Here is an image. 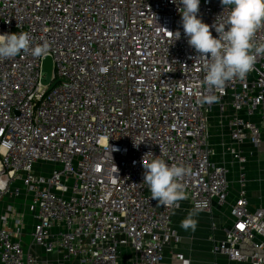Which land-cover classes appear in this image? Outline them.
<instances>
[{"label": "built area", "instance_id": "2783aa9c", "mask_svg": "<svg viewBox=\"0 0 264 264\" xmlns=\"http://www.w3.org/2000/svg\"><path fill=\"white\" fill-rule=\"evenodd\" d=\"M178 4L0 0V34L48 42L52 82L64 79L42 83L46 56L0 59V264H120L124 249L131 264H162L181 240L178 208L151 200L147 153L190 169L180 207L227 211L224 238L210 237L214 254L264 264V202L251 201L246 173L264 143V57L245 80L209 92ZM229 10L200 0L198 18L213 25ZM255 39L264 42V28ZM207 94L218 101L202 103ZM213 114L229 137L223 155L239 167L233 200L230 168L211 147Z\"/></svg>", "mask_w": 264, "mask_h": 264}, {"label": "clouds", "instance_id": "9594fccd", "mask_svg": "<svg viewBox=\"0 0 264 264\" xmlns=\"http://www.w3.org/2000/svg\"><path fill=\"white\" fill-rule=\"evenodd\" d=\"M172 2L177 3V0ZM221 4L223 12L229 6L230 10L227 17L218 16L213 25L198 18L200 0H179L178 4L187 43L198 57L206 60L204 84L209 92L224 89L228 82L245 80L254 70L258 57H264V42L257 43L255 39L256 33L264 28V0H221ZM213 28L217 36H213ZM171 33L175 40L180 39V31ZM49 51L48 42L33 46L32 37L27 32L0 34V59L14 58L21 53L41 57L48 55ZM218 99L207 94L201 102L211 105ZM149 155L153 158L145 163V157ZM145 157L143 184L147 185L151 200H156L160 207L179 208L180 202L189 198L181 181L190 175V169L182 164L169 165L152 153ZM196 215L197 209L190 210L181 221V227L195 230Z\"/></svg>", "mask_w": 264, "mask_h": 264}, {"label": "crops", "instance_id": "0c3cea01", "mask_svg": "<svg viewBox=\"0 0 264 264\" xmlns=\"http://www.w3.org/2000/svg\"><path fill=\"white\" fill-rule=\"evenodd\" d=\"M214 122L216 126V114H213L211 117V126L214 124ZM262 146L263 147H261L259 153L261 152V157L263 160L262 155L264 154V143ZM256 158L258 159L257 153L255 156L250 157L249 161L246 163V173L248 176L247 191L251 201L255 205L261 201L264 202V183L260 184V186L263 187L262 190L261 187L258 186L262 176L264 162L261 161L262 164H252ZM227 166L230 168V199L233 200L239 188V167L238 164L235 163L227 164ZM251 190L256 193L254 194ZM190 210H193L190 205L184 204L174 211L173 225L180 233L181 240L177 245L166 249L165 258L162 264H246L230 261L226 256L217 255L212 252V241L210 237L213 236L217 240H222L225 236V230L227 227H229V220H227L226 214L227 211L214 210L212 217L205 213L197 212V215L194 217L197 221L195 230H192L191 228L185 230L181 227V221L187 217ZM211 218L217 221L219 225V227L214 232H212L210 228ZM26 238L27 237H25V239ZM35 251L39 254H43V251L39 248H36ZM46 257L54 258L55 256L51 255ZM130 258L131 251L129 249H124L122 251L121 259H123L126 264H131Z\"/></svg>", "mask_w": 264, "mask_h": 264}, {"label": "rangeland", "instance_id": "374dc122", "mask_svg": "<svg viewBox=\"0 0 264 264\" xmlns=\"http://www.w3.org/2000/svg\"><path fill=\"white\" fill-rule=\"evenodd\" d=\"M213 121V120H212ZM216 126H215V122L212 126H210V134H211V147L213 148V152H214V158L217 160V161H220V162H223L224 163V159L226 161V164H234L233 161H231V156L226 154V156L223 155V146H222V143L223 142H226L229 140V137H228V134H227V129L225 127V125L223 124H220L218 123V119H217V122H216ZM263 147V146H262ZM258 159L256 158L255 161H253L252 164H262V162H264L262 160V157H261V152L259 153L258 151ZM230 160V161H229ZM262 161V162H261ZM261 182L259 181V187H261V190H262V186H260ZM253 192V190H251ZM257 191V190H256ZM254 194L256 192H253ZM223 210H225V208H221ZM30 226H31V223H30ZM29 230H30V227H29ZM27 241H30V237H27L26 238ZM126 264L123 259L120 260V264Z\"/></svg>", "mask_w": 264, "mask_h": 264}, {"label": "water", "instance_id": "95a60500", "mask_svg": "<svg viewBox=\"0 0 264 264\" xmlns=\"http://www.w3.org/2000/svg\"><path fill=\"white\" fill-rule=\"evenodd\" d=\"M42 70L45 74L42 83L46 85L50 84V88L54 86L57 82L64 81V79L58 78L54 82H52L53 63L52 58L50 56H46L44 58Z\"/></svg>", "mask_w": 264, "mask_h": 264}]
</instances>
